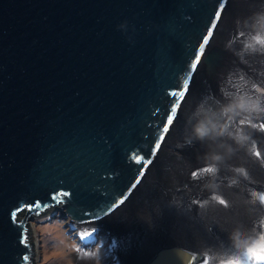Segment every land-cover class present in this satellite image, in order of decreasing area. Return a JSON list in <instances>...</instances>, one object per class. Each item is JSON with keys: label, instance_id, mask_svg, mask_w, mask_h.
<instances>
[{"label": "water", "instance_id": "1", "mask_svg": "<svg viewBox=\"0 0 264 264\" xmlns=\"http://www.w3.org/2000/svg\"><path fill=\"white\" fill-rule=\"evenodd\" d=\"M258 8L0 0V264H43L41 218L54 206L91 243L106 235L114 264H264V162L195 134L224 51L245 66L235 35ZM256 20L250 63L262 71Z\"/></svg>", "mask_w": 264, "mask_h": 264}, {"label": "bare ground", "instance_id": "2", "mask_svg": "<svg viewBox=\"0 0 264 264\" xmlns=\"http://www.w3.org/2000/svg\"><path fill=\"white\" fill-rule=\"evenodd\" d=\"M258 10L260 9L258 8L254 12H248L245 15L248 20V26L235 35V40H238V43L245 50V54L238 55V59L246 58L245 66L237 65L235 68L233 66L236 65L235 60H231V58L235 59L237 55L224 51L218 70L207 85L212 102L209 105L210 109L202 115L201 120L206 117L212 118L218 124L226 127V132L223 135L215 136L214 138L221 143H224L225 139H227L230 146L238 151V154L233 159H259L264 162V92L258 89L264 87L256 83L258 81L264 84V66L258 65L259 68L263 69L258 71L255 68V64L250 63L252 55L249 54L248 45L251 33L255 28L254 24L260 22L256 19H264V12L256 13ZM261 58L264 61V47L261 49ZM229 60H231V68L227 64ZM239 68L248 75L247 78L236 79L233 76L234 71L240 73ZM242 103L246 105L256 103L259 106V110L256 111L250 108L245 110L244 108L235 107ZM230 106L235 108L234 112L228 115L224 114L223 109ZM173 163L174 161H172L171 165ZM186 174L188 176L194 174L193 182L199 181L200 173L195 167L188 166ZM240 186L245 191L246 199L250 200L248 188L243 184ZM244 202L248 204L246 201ZM261 208H263V205Z\"/></svg>", "mask_w": 264, "mask_h": 264}, {"label": "rangeland", "instance_id": "3", "mask_svg": "<svg viewBox=\"0 0 264 264\" xmlns=\"http://www.w3.org/2000/svg\"><path fill=\"white\" fill-rule=\"evenodd\" d=\"M64 215L59 206L43 210V264H114L115 255L106 235L97 234L96 242L91 243L90 234L72 225Z\"/></svg>", "mask_w": 264, "mask_h": 264}, {"label": "clouds", "instance_id": "4", "mask_svg": "<svg viewBox=\"0 0 264 264\" xmlns=\"http://www.w3.org/2000/svg\"><path fill=\"white\" fill-rule=\"evenodd\" d=\"M259 42H264V37H262L261 41H258V43ZM235 107L244 108L245 110L249 108L256 111L259 110V106L256 103L250 105H246L242 103ZM234 110H235L234 107L231 106L226 107L225 109H223V113L228 115L233 113ZM225 132H226V127L224 125H220L214 119L208 117H206L204 120H201L195 127V134L201 140H203L206 137L220 136L223 135ZM213 159L219 161L221 157L219 155H215Z\"/></svg>", "mask_w": 264, "mask_h": 264}, {"label": "snow or ice", "instance_id": "5", "mask_svg": "<svg viewBox=\"0 0 264 264\" xmlns=\"http://www.w3.org/2000/svg\"><path fill=\"white\" fill-rule=\"evenodd\" d=\"M208 43V40H207V42L205 41V39L203 40V42H202V44H201V46H200V48L198 49V53L196 54V56H195V58H194V62L191 64V71H195V69H196V67H197V65H198V63H199V61H200V58H201V54H203V52H204V46L206 45ZM174 95H176L175 93H174ZM170 126V125H169ZM156 147V146H155ZM156 149H157V147H156ZM138 160H139V158H138ZM59 195H64V196H66V195H68V193H60ZM53 199H55V196L53 197ZM123 202V201H122ZM41 205L40 204H35V205H32V206H28V210L29 211H31L32 210V208L33 207H35V208H39ZM15 215V214H14ZM26 231V230H25ZM88 234L87 233H85L84 234V236H87ZM82 239L84 238V237H81ZM27 259V258H26ZM260 259L261 260H264V252H262L261 254H260Z\"/></svg>", "mask_w": 264, "mask_h": 264}]
</instances>
